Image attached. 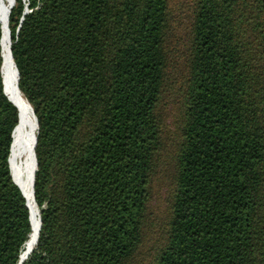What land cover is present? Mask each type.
Here are the masks:
<instances>
[{"label": "trees", "instance_id": "16d2710c", "mask_svg": "<svg viewBox=\"0 0 264 264\" xmlns=\"http://www.w3.org/2000/svg\"><path fill=\"white\" fill-rule=\"evenodd\" d=\"M6 30L38 122L23 264H264V0H15ZM2 39L0 264H18L34 230Z\"/></svg>", "mask_w": 264, "mask_h": 264}, {"label": "bare ground", "instance_id": "6f19581e", "mask_svg": "<svg viewBox=\"0 0 264 264\" xmlns=\"http://www.w3.org/2000/svg\"><path fill=\"white\" fill-rule=\"evenodd\" d=\"M13 0H0V17L3 27V39H2V50L3 56L5 54V87L9 97L20 106V116L19 124L14 132V143L11 151V168L14 173L16 184L19 185L25 197L27 198L28 205L31 213V223L34 230V236L31 243L23 251L22 257H28L32 248L37 241L39 228H40V218L37 205L34 200L33 195V167H31L30 160L34 155L35 159V120L34 114L30 107V104L22 95L18 89V85L15 83L17 71L14 62L11 57V40L7 34L6 25L8 17L10 14L11 6L13 5ZM5 59V58H4ZM14 68H15V79H14ZM8 97V98H9ZM11 101V100H10ZM12 102V101H11ZM13 103V102H12ZM14 104V103H13ZM15 105V104H14ZM16 106V105H15ZM17 107V106H16ZM33 132V150L31 147V134ZM38 131V128H37ZM35 141V143H34ZM36 162V161H35ZM36 167V164H35Z\"/></svg>", "mask_w": 264, "mask_h": 264}, {"label": "rangeland", "instance_id": "374dc122", "mask_svg": "<svg viewBox=\"0 0 264 264\" xmlns=\"http://www.w3.org/2000/svg\"><path fill=\"white\" fill-rule=\"evenodd\" d=\"M4 86H5V84H4ZM166 111L169 112V116H170L169 123L173 124V120L171 119V113L174 114V110H170L168 108ZM169 131L172 132L173 130L169 128ZM10 163L12 165L11 161H10ZM30 163H31V167H33L32 171H34L35 170L34 155L31 158ZM167 185H168V183L166 182V180L164 178H159V181H157V183H156V187L155 188H157V189L155 190L156 198H155V203H154L155 212L161 213L164 210L163 209V205L165 204V200H166L165 193H166V190H167ZM145 252H146V255L148 256L147 248H145ZM141 255L146 257V255H144V254H141Z\"/></svg>", "mask_w": 264, "mask_h": 264}, {"label": "water", "instance_id": "95a60500", "mask_svg": "<svg viewBox=\"0 0 264 264\" xmlns=\"http://www.w3.org/2000/svg\"><path fill=\"white\" fill-rule=\"evenodd\" d=\"M14 1V3H15V0H13ZM14 3H13V5H14ZM13 5L11 6V8L13 7ZM0 23H1V21H0ZM2 30H3V27H2ZM8 33H9V35H10V30L8 29ZM10 39H11V36H10ZM10 54H11V57H12V51L10 52ZM12 60H13V57H12ZM13 62H14V60H13ZM14 65H15V63H14ZM15 67H16V65H15ZM16 71H17V85H18V89H19V72H18V69L16 68ZM5 84V83H4ZM20 90V89H19ZM21 92V91H20ZM5 93H6V91H5ZM7 95V94H6ZM31 107V106H30ZM31 109H32V107H31ZM32 112H33V114H34V111H33V109H32ZM19 116H20V114H19ZM35 116V115H34ZM36 119V118H35ZM36 124H37V128H38V122H37V120H36ZM15 130H16V128H15ZM15 130H14V132H15ZM13 138H14V134H13ZM37 142H38V131H37V139H36V144H35V164H36V167H35V170H34V173H33V195H34V182H35V172H36V170H37V159H36V147H37ZM13 143H14V141H13ZM12 147H13V144H12ZM11 151H12V149H11ZM16 183V182H15ZM20 188V187H19ZM21 189V188H20ZM22 191V190H21ZM22 194H23V192H22ZM24 195V194H23ZM25 197V196H24ZM27 205H28V203H27ZM29 207V206H28ZM40 218V217H39ZM40 228H41V219H40ZM40 228H39V231H40ZM38 237H39V235H38ZM28 257H22V255L20 256V261H19V263L18 264H23L24 262H25V260L27 259Z\"/></svg>", "mask_w": 264, "mask_h": 264}]
</instances>
